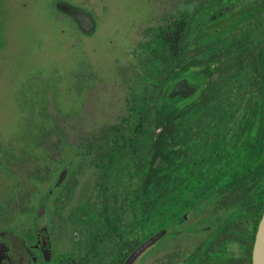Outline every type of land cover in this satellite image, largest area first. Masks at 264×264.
Returning <instances> with one entry per match:
<instances>
[{
    "label": "rangeland",
    "instance_id": "1",
    "mask_svg": "<svg viewBox=\"0 0 264 264\" xmlns=\"http://www.w3.org/2000/svg\"><path fill=\"white\" fill-rule=\"evenodd\" d=\"M200 1L0 0V229L51 214L56 230L79 244L82 210L114 207L112 193L135 189L138 178L124 177L123 188L109 182L98 197L95 150L130 114L142 74L135 44ZM59 9L89 14L93 28L83 33Z\"/></svg>",
    "mask_w": 264,
    "mask_h": 264
},
{
    "label": "trees",
    "instance_id": "2",
    "mask_svg": "<svg viewBox=\"0 0 264 264\" xmlns=\"http://www.w3.org/2000/svg\"><path fill=\"white\" fill-rule=\"evenodd\" d=\"M240 2L232 0L234 5ZM223 4L201 0L191 12L145 32V39L133 49L141 55L142 74L130 100V114L95 150L94 166L102 171L103 181L98 197L110 190L109 182L117 190L124 187V177L138 178L132 191L121 197L112 193L114 207L107 202L101 206L105 214L132 215L127 229L133 230L136 244L159 231L165 203L186 211L195 204L197 190L224 191L229 185L239 189L244 183L263 187L264 174L262 183L256 179L264 168V16L253 26H244L241 16L237 25L212 34L211 13ZM212 62L219 63L215 80ZM182 80L191 88L197 85L201 97H171L172 86ZM215 119L216 132L206 131ZM220 126L228 127L235 140L229 162L225 135L214 138L222 133ZM259 134L261 141L255 138ZM215 151H222L217 153L220 161ZM158 159L162 167H155ZM249 172L252 180L243 177ZM234 204L247 207L248 202L241 198ZM91 214V222L99 221L95 209ZM243 214L249 211L232 213Z\"/></svg>",
    "mask_w": 264,
    "mask_h": 264
},
{
    "label": "flooded vegetation",
    "instance_id": "3",
    "mask_svg": "<svg viewBox=\"0 0 264 264\" xmlns=\"http://www.w3.org/2000/svg\"><path fill=\"white\" fill-rule=\"evenodd\" d=\"M219 1L224 4L210 16L212 34L226 26L232 27L234 23L237 25L241 16L245 17L244 26L258 24L264 16V0H241L238 5H234L232 0ZM218 65V62L211 64L214 80L219 77ZM172 89L171 97H201L197 85L193 93L184 96L172 95ZM217 122V119L213 120L206 131L216 132ZM219 131L222 133L214 135V138L217 140L225 135L223 145L229 152L225 160L229 162L230 148L234 146L235 140L231 141L232 133L228 127H221ZM236 136L234 134L232 138ZM255 138L261 141L263 136L259 134ZM217 153L221 155L222 151L213 153L218 158L216 160L220 161L221 157ZM261 153L262 163L264 149ZM263 174L264 168H260L256 181L261 182ZM252 176V172L243 175L245 179L251 180ZM252 185L244 183L239 189H231L229 185L224 191L197 190L195 204L186 211L179 205L173 207L165 203L161 209L159 231L138 240L137 244L133 230L127 229L128 221L132 218L128 212L116 216L105 214L104 207H86L79 219L81 235L84 236L79 244L73 243L64 228L56 230L61 224L56 225L51 214H47V222L34 218L31 223L21 225L15 231L0 229V264H125L142 244L157 234L159 237L136 254L130 264H252L255 234L264 211V183L259 189H254ZM241 198L248 202L247 207L234 204ZM49 202L50 193L40 199V204H44L42 206ZM92 209L97 212L99 221L96 223L90 221L94 215L91 214ZM239 211H249V215H232Z\"/></svg>",
    "mask_w": 264,
    "mask_h": 264
},
{
    "label": "water",
    "instance_id": "4",
    "mask_svg": "<svg viewBox=\"0 0 264 264\" xmlns=\"http://www.w3.org/2000/svg\"><path fill=\"white\" fill-rule=\"evenodd\" d=\"M66 13L70 14L74 20L77 22L80 30L83 33H89L91 29L93 28V22L91 20V16L89 14H83L80 12H74V11H69L66 10ZM183 89H189L188 93H193L194 88H191L188 86L187 82L185 80H182L178 82L172 90V95L178 94L179 91H182ZM67 173L66 170H63L59 177L58 180L56 181L54 187H57L61 184V182L64 180V176ZM159 235H155L152 237L150 240L146 241L144 244H142L137 251L132 254L128 260L125 262V264H130L133 259L135 258L136 254H138L141 250L149 246L155 239H157ZM252 264H264V211L262 213V216L259 220L256 234H255V240L253 244V249H252Z\"/></svg>",
    "mask_w": 264,
    "mask_h": 264
}]
</instances>
